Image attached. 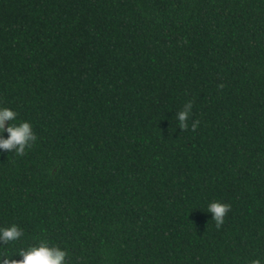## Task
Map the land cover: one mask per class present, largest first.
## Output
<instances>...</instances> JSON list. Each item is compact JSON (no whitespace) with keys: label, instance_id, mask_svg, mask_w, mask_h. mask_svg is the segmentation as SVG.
I'll return each mask as SVG.
<instances>
[{"label":"trees","instance_id":"trees-1","mask_svg":"<svg viewBox=\"0 0 264 264\" xmlns=\"http://www.w3.org/2000/svg\"><path fill=\"white\" fill-rule=\"evenodd\" d=\"M0 108V260L264 264V0H0Z\"/></svg>","mask_w":264,"mask_h":264},{"label":"clouds","instance_id":"clouds-1","mask_svg":"<svg viewBox=\"0 0 264 264\" xmlns=\"http://www.w3.org/2000/svg\"><path fill=\"white\" fill-rule=\"evenodd\" d=\"M193 104L188 102L184 105V110L178 113V123L182 129H188L186 121L189 120ZM17 113L10 108H0V152H14L17 156L25 154V150L30 148L37 140L33 132L32 125L27 121L15 124ZM11 122L7 128L5 123ZM199 121L191 125V130L196 131ZM7 133V138L3 133ZM230 205L211 202L207 206V212L211 214L217 228L224 223V217L230 211ZM24 235L23 230L13 224L6 228H0V244L16 242ZM20 257L16 260L13 257ZM68 253L58 246H50L47 241H40L35 246L21 249L19 254L0 260V264H68ZM251 264H261L259 259H253Z\"/></svg>","mask_w":264,"mask_h":264}]
</instances>
